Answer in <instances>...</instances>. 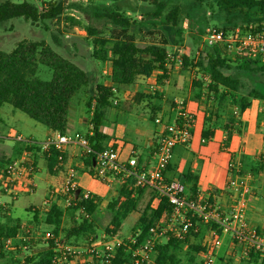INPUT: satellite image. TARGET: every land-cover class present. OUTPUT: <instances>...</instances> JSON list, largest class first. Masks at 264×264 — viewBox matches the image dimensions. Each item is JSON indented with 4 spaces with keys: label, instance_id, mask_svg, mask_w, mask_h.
Wrapping results in <instances>:
<instances>
[{
    "label": "trees",
    "instance_id": "obj_1",
    "mask_svg": "<svg viewBox=\"0 0 264 264\" xmlns=\"http://www.w3.org/2000/svg\"><path fill=\"white\" fill-rule=\"evenodd\" d=\"M136 1L151 6L145 14L149 23L144 24L132 19L118 8H107L95 14L97 18H103L109 24L104 30L93 25L82 26L78 19L69 15L64 17L72 27L85 31L93 59L103 63L109 62L110 84L91 83V74L57 53L44 40L22 39L16 42L11 50H0V106L7 103L49 130L65 134L68 130L70 101L83 88L89 86L90 92L85 106L88 111L92 106L89 122L92 127L90 133L87 132L85 136L95 152L104 148L107 137L99 128L104 111L111 107V100L115 96L116 90L114 91L113 87L133 84L138 77H148L154 71L161 72L157 76L161 86L168 77V66L175 63L168 62V53L173 47L182 46L184 41L181 25L183 16L177 4L168 6L169 0ZM193 4L198 11H210V20L217 30L227 32L237 27H250L252 31L264 29V0H193ZM62 13L60 2H46L43 9H38L34 3L28 1L14 3L6 0L0 3V23L21 18L34 25L43 20H59ZM186 16L189 17L188 14ZM207 23L203 17V24L199 28L201 33ZM181 60L180 71L195 72L192 86L198 90L196 98H204L206 104L212 105L204 117L201 139L208 141L213 137L210 124H215L219 112H225L227 109L230 110L231 116L227 117L222 125L226 140L233 133H239L240 114L250 107L251 100H264V90L252 86L253 80H256L257 84L264 87V80L259 79V76H264V60L241 54L227 57L224 48L220 46L199 50L197 55L185 51ZM38 64L51 70L48 80L36 76ZM159 96L158 90L153 93H141L134 101L139 103L143 99ZM156 112H151V122H154ZM24 149L23 145L14 148L17 155ZM28 150L33 152L36 148ZM58 155L64 156L65 160L64 152L51 149L48 153H43L49 170L56 164ZM82 160L84 170L92 175L94 155H82ZM3 161L5 159H1L0 163ZM246 168L248 167L245 165V158L241 156V173H247ZM255 168L253 167L252 172ZM75 170L79 171L76 168ZM181 176L184 184L190 185L188 197L193 198L196 195V174L186 171ZM133 184L132 177L126 179L119 186L115 197L108 202L110 219L104 232L109 236H122L123 222L135 212L138 216L131 234L136 237L137 242L131 244L123 238L124 243L116 249L109 264H145L142 261L135 262L132 255L134 248L143 244L149 228L157 223L164 212L170 210L165 198L157 201L155 207L152 206L153 200H157L154 192L150 193L149 199L139 210V203L147 189L134 187ZM97 199L92 193L83 199L81 189L79 190L69 208V224L64 232V242L71 241V245H81L95 238L92 234L96 226L94 218L99 211ZM0 209L7 213L6 209ZM3 218L4 222H0V238L14 236L20 229L21 221L6 214ZM61 218V208L56 202H52L41 217L37 212L32 214L31 219L27 220L30 233L24 230L22 233L31 234V230H34L31 225L41 223L56 237ZM198 233L199 231H190L183 239L168 237L158 242L153 248L154 264H196V256L204 251V247L190 241V236L195 238ZM26 243L25 249L20 247L8 254L0 253V260L8 259L10 264H51L55 255L52 240L42 247H37L38 241L33 237ZM242 262L264 264V254L252 251L248 260ZM197 264H200V261Z\"/></svg>",
    "mask_w": 264,
    "mask_h": 264
},
{
    "label": "built area",
    "instance_id": "obj_2",
    "mask_svg": "<svg viewBox=\"0 0 264 264\" xmlns=\"http://www.w3.org/2000/svg\"><path fill=\"white\" fill-rule=\"evenodd\" d=\"M202 42L205 47L220 46L228 53L244 54L248 57H260L264 60V29L252 31L250 27H237L224 32L215 28H207L204 31ZM183 46L173 47L168 53V62L175 61L170 69H179L181 57L184 55ZM198 51H196V55ZM228 56V55H227ZM102 74L108 78L110 84V69H105ZM161 74L154 71L150 76L144 77L150 92L159 90L157 76ZM115 91L116 88L113 87ZM117 102L114 100L113 104ZM93 104V103H92ZM172 117L169 121L162 122L156 117L154 122L161 125L159 139L153 152V161L148 168H139L134 155L128 157L125 163L119 160L118 151L107 146L95 152L85 135L57 134L55 137H47L43 141H34L10 130L5 136L22 144L25 149L15 158L0 163V194L15 198L20 193L32 194L37 188L36 172L38 167L31 158L29 148L34 151L48 153L51 149L64 152L65 147H75L81 150V155H94L92 165V178L102 183L116 187L126 179H134V187L149 189L156 194L157 201L165 198L170 210L164 212L157 223L150 227L145 241L139 247H135L132 253L135 262L154 264L152 254L155 245L168 238L183 239L190 231L197 232L199 225L207 226L208 243L204 245V251L200 253V264H212L214 255L218 253L224 235H229L232 245H238L241 249V258H248L250 252L264 254V228H256L247 218L251 208L257 186L249 173H241V156L232 157L228 164V180L225 186L232 197L230 210L224 213L219 206L210 200L209 196H203L196 192L193 198H189L186 188L181 181L170 180L165 177L164 171L173 157L176 146L186 145L190 140V128L192 117L184 108L183 100L175 99L171 107ZM201 142H206L201 139ZM65 153V152H64ZM54 174H60V183L51 185L48 189V197L42 202V212L52 202H56L62 210L61 224L56 237L49 230H31V234H24V230L30 233L26 223L20 224V229L12 237L0 238V253H9L16 248L27 247L26 241L33 237L38 244L44 246L52 240L55 245V255L51 264H109L115 256L116 249L124 243L123 238L115 234L109 236L103 234L98 239L91 238L89 243L71 245L64 242V233L67 230L65 216L69 215L72 201L78 194L80 187L78 174L71 163L64 160V156L58 155L57 162L53 166ZM55 176V175H54ZM116 191V193L118 192ZM216 192V191H215ZM90 192L81 190V196L86 199ZM99 208L103 203L96 200ZM219 231V232H218ZM131 244H136L137 239L133 235L126 238ZM37 244V247L39 246Z\"/></svg>",
    "mask_w": 264,
    "mask_h": 264
},
{
    "label": "crops",
    "instance_id": "obj_3",
    "mask_svg": "<svg viewBox=\"0 0 264 264\" xmlns=\"http://www.w3.org/2000/svg\"><path fill=\"white\" fill-rule=\"evenodd\" d=\"M104 64L109 68V62H104ZM91 72V83H95L96 79L99 77V72L96 71L94 74L93 71ZM104 84L107 83L105 82ZM117 91L118 92L115 95V101L117 103L111 105V107L123 112L133 111L136 117L147 118L150 122V116L153 110L157 111L155 118L160 117L163 123L169 121L172 117L170 104H172V101L176 98L181 97L185 110L192 117V125L190 128L191 136L186 145L176 146L174 148L173 157L164 172L165 177L170 180L181 181L184 184L181 176L183 173L189 171L196 174V192L203 196H209L219 208L224 212H228L232 204V197L230 193L225 190L228 180V164L232 157H244L245 165L248 167L246 168V171L252 176L254 184L257 186L256 196L251 208L248 210L247 218L249 223L254 227L258 229L264 228V100H251L250 107L244 110L239 116L241 122L239 133H233L228 140H226L222 125L226 118L231 116V113L229 109L225 110V112H219L220 115L215 120V124H210V128L213 130V137L202 143L201 131L203 129L204 117L207 115L208 109L212 107V105L210 103L206 104L204 98H201L200 100L196 98L198 90L192 86V77L186 75L185 72L180 71V69L169 68L168 77L163 81V84L158 90L160 92L158 98L143 99L139 103L134 101V99L139 97L141 93L150 92L143 77H138L133 84L118 86ZM89 92L90 87H85V89L83 88L82 91L71 99L68 110L67 133L82 134L78 130L79 125L86 126L87 132L90 131L92 126L89 122L92 114V106L89 111L87 110V112H89L88 116L82 111V106H85V100ZM126 92L132 93V100L134 103L132 106L125 102ZM118 102L119 105H117ZM151 123L153 127L149 130H143L140 126H135L134 142L115 139L112 136L103 133L100 129L99 131L107 137L104 141V146H109L118 151L120 161L125 163L128 157L134 155L138 161L137 166L139 168H148L153 161V152L156 148L162 127V124L157 125L155 122ZM10 130L25 138L39 141L32 136L28 137L18 130L10 128L0 119V159H12L19 156L22 152L21 151L17 155L14 150L15 147L19 145L22 146V144L5 136ZM57 134L58 133L48 129L45 138L55 137ZM6 139L12 140V145L7 151V156L3 154L4 151L1 149V146L4 145V140ZM74 148L75 147H65V162L74 164V166L77 167L76 169L88 174L87 170H84L81 150L78 153ZM219 152H221L223 158L218 160L220 155L216 156L215 154ZM182 155H192L195 157L194 159L196 161L192 158L193 161L188 166H185L184 162H176V159H181ZM31 158L34 160V164L38 167L35 175L38 185L35 192L32 194L20 193L15 198L9 197V202L0 203V208L6 209L7 214L10 215L15 207L14 203L18 201L20 196H34V198H36L34 199V202H29L24 206V210L30 213V215L25 218L27 220L31 219L34 212H37L39 217L42 216L43 212L41 209L39 210V208L42 207L43 200L49 196L47 191L48 187L55 183L59 184L61 180L60 174H54L53 167L51 170L48 169L47 162L42 153L33 151L31 152ZM253 167H256L254 172H252ZM43 168H45L46 171V185L44 186L40 182H44L45 180L39 178ZM78 184L81 190L95 194L85 188L80 182ZM106 185L110 187V192L106 199L102 200L97 194H95L103 203L107 202L112 194H117L115 191L116 187L113 188L108 184ZM184 186L186 188V193L188 194V188L190 185L184 184ZM147 191L152 193L151 190L147 189L145 195L148 194ZM156 205L157 200L154 199L152 206L155 207ZM4 220L5 219L0 218V222H4ZM201 226L204 225L200 224L199 228ZM223 237L229 238V235H224ZM231 247L232 250H235L234 255H239L238 257L237 255L235 256L236 259L240 258L242 261L243 259L248 260V258H241V249L238 245H231ZM244 264L252 263L246 262Z\"/></svg>",
    "mask_w": 264,
    "mask_h": 264
},
{
    "label": "rangeland",
    "instance_id": "obj_4",
    "mask_svg": "<svg viewBox=\"0 0 264 264\" xmlns=\"http://www.w3.org/2000/svg\"><path fill=\"white\" fill-rule=\"evenodd\" d=\"M6 0H0V3ZM14 3H19L22 1H28L34 3L38 9H43V6L46 2L50 3H61L63 7V13L60 16V19H48L39 21L36 24H30L25 22L21 18L11 19L7 22L0 23V50L9 51L13 48L16 42L22 39L28 40H44L53 50L57 53L61 54L63 57L68 58L75 64H77L80 68L87 71L89 74H92L91 71L99 72V77L96 79L98 83H105L108 81V78L102 74V71L108 69L107 66L103 62L96 61L91 56V46L87 39L85 38V31L79 29L78 27H72L67 21L64 19L65 15L72 16L78 21H80L82 26L85 25H93L98 29L104 30V28L108 27L109 24L103 18H97L95 16L96 13L101 10L107 8H118L126 12V14L132 19L139 20L142 23H149L148 18L146 17V12L151 9L146 3L138 2L136 0H9ZM173 4H177L181 9V15L183 19L181 21V25L184 31V41L182 46L184 47L186 52L191 54H196V51L208 49L205 47L202 42V37L204 31L207 28H215L212 21L210 20V11H204L200 9L199 11L195 8L193 4V0H169L168 6ZM189 15V17L186 16ZM203 17L208 23L203 27V32H200V26L203 24ZM228 55V56H227ZM227 57H234L240 54L228 53ZM242 56H246L241 54ZM186 75L192 77L194 79L195 72L191 70L190 72H185ZM36 76L42 80H48L51 77V70L47 67L38 64V69ZM260 80H264V76H259ZM189 82V81H188ZM252 86L258 87L261 90H264L262 85L257 84L256 80H253ZM85 89V88H84ZM83 90V89H82ZM81 90V91H82ZM118 87L115 91V95L117 94ZM125 102L126 104L133 103L132 93H125ZM77 95V94H76ZM75 95V96H76ZM74 96V97H75ZM73 97V98H74ZM72 98V99H73ZM85 99V98H84ZM116 99V96L111 100L112 102ZM181 99V97L177 98ZM86 101V100H85ZM173 102V101H172ZM84 105V104H83ZM119 105V102L118 104ZM172 107V104H170ZM82 111L85 112V115L88 116L89 112L85 106H82ZM120 111V112H119ZM0 119L10 128L14 130H18L22 134L26 136H32L36 140L43 141L48 132V129L42 124L32 120L26 114L19 110H15L11 105L5 103L0 106ZM140 126L143 130L152 129V123L147 118H139L134 115L133 111L123 112L121 110H115L113 107L108 108L104 111V116L102 119L101 127L99 128L103 133L112 136L115 139L120 140H128L134 142V129L135 126ZM78 130L82 133V135L86 134L87 127L84 125H79ZM12 140L6 139L4 140V145L1 146V149L4 151V155L7 156L8 149L12 145ZM75 151L79 153V148H74ZM220 155L219 159L223 158L221 152L215 154ZM195 157L190 155H182L181 159H176V162H184L185 166L191 164ZM4 159V158H2ZM1 160V159H0ZM195 160V159H194ZM196 161V160H195ZM74 166V164H72ZM74 168H77L74 166ZM54 176V175H52ZM40 179H44L42 185H46V171L45 168L42 169V172L39 175ZM78 180L79 182L87 188L89 191L97 194L100 199H106L110 192V187L106 184L101 183L99 180H96L90 177L87 173L78 171ZM51 186L48 187V189ZM113 187V186H111ZM115 188V187H113ZM115 190H118V186H116ZM48 191V190H47ZM146 192V191H145ZM148 192V191H147ZM116 194H112L107 202L99 208V211L95 215V229L94 235L95 239L100 238L104 232V228L107 226L110 219V212L107 209V204L111 198L115 197ZM150 192L147 195H143V199L139 203V210L145 205L147 200L149 199ZM41 198V197H40ZM34 196H20L18 201L14 203L15 207L12 210L11 214H7L5 211L0 209V218L4 217L6 214L8 217L13 219L18 218L21 223H27V219H25L29 212L24 210V206H26L29 202H34ZM10 198L7 195L0 194V203L1 202H9ZM220 210H222L220 208ZM223 211V210H222ZM224 212V211H223ZM227 213V212H224ZM138 213L133 212L129 215V217L123 222L121 238H127L132 235V227L135 224ZM4 219V218H3ZM66 227L69 224V215L65 216ZM33 228H38V231L47 230L46 227L39 223L37 225H31ZM207 226H201L198 231L197 237L193 238L190 236V241L199 243L202 247L208 243V234H207ZM197 231V232H198ZM64 233V232H63ZM106 235V234H105ZM118 235V234H117ZM119 236V235H118ZM66 243H72L71 241ZM80 244V243H77ZM38 247H42V244H38ZM231 239L230 237H223L220 247L218 248V253L214 255V260L212 264H244L242 260L236 259L235 250L231 248ZM239 255H237L238 257ZM221 258V260H219ZM200 260V254L196 256V264ZM243 261H247V259H243ZM0 264H10L8 259H1Z\"/></svg>",
    "mask_w": 264,
    "mask_h": 264
}]
</instances>
